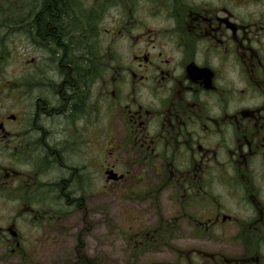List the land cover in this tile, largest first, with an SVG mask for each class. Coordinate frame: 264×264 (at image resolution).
<instances>
[{"label": "flooded vegetation", "instance_id": "af4514ba", "mask_svg": "<svg viewBox=\"0 0 264 264\" xmlns=\"http://www.w3.org/2000/svg\"><path fill=\"white\" fill-rule=\"evenodd\" d=\"M88 2L0 0V264H105L111 188L129 264H264V0Z\"/></svg>", "mask_w": 264, "mask_h": 264}, {"label": "rangeland", "instance_id": "374dc122", "mask_svg": "<svg viewBox=\"0 0 264 264\" xmlns=\"http://www.w3.org/2000/svg\"><path fill=\"white\" fill-rule=\"evenodd\" d=\"M84 1H89V4L92 2V0ZM106 192L107 194L104 205L103 203L91 204L89 206V212H86L85 214L84 212H81L79 217L74 216L76 230L71 234L72 239L68 242L64 239L61 244L63 247H66V244L72 246L76 245L78 243V232L87 231L88 226L92 225L91 231H88V235L84 236V240L88 241L89 245L93 247V252L90 253L91 256H95V260L98 256H105V264H129L131 257L122 249L128 244L127 240L124 242L121 240V251L117 250V245L119 244L117 240L118 229L121 227L125 228L124 226L129 223V210H125L126 212H120L123 208L120 205L123 198H120V194L116 193L113 188L107 189ZM123 206L132 208L129 203H126ZM132 206L136 207L133 203ZM88 215L90 220L87 219ZM103 218H105V228L102 226ZM119 225L122 226L120 227ZM37 235V231L34 230L32 233H27V238L31 240V238ZM103 240L104 247H102Z\"/></svg>", "mask_w": 264, "mask_h": 264}, {"label": "trees", "instance_id": "16d2710c", "mask_svg": "<svg viewBox=\"0 0 264 264\" xmlns=\"http://www.w3.org/2000/svg\"><path fill=\"white\" fill-rule=\"evenodd\" d=\"M54 4V3H53Z\"/></svg>", "mask_w": 264, "mask_h": 264}]
</instances>
